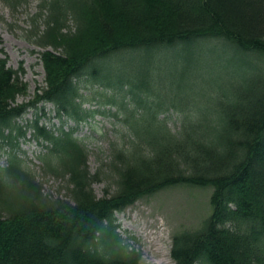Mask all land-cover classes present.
Instances as JSON below:
<instances>
[{"label":"trees","instance_id":"trees-1","mask_svg":"<svg viewBox=\"0 0 264 264\" xmlns=\"http://www.w3.org/2000/svg\"><path fill=\"white\" fill-rule=\"evenodd\" d=\"M44 2V27L34 28L43 48L44 85L36 86L31 100L16 102L28 92L24 70L7 67L0 57V140L13 148L25 133L16 119L40 103H51L59 119L84 121L88 113L77 81L85 70L127 85L99 67L114 55L206 38L264 54V0ZM123 110L129 140L112 148L115 187L102 196L92 187L102 172L90 171L73 129L33 120V137L51 146L44 145L48 150L40 158L49 172L66 177L67 195L50 199L17 151L9 154L0 168V264H140L116 231L114 214L178 185L211 187L210 212L198 227L172 235L173 264H264V68L217 91L205 107L184 110L176 131L158 119L160 112L150 124L138 117L128 121L134 109ZM142 110L153 108L143 104Z\"/></svg>","mask_w":264,"mask_h":264},{"label":"rangeland","instance_id":"rangeland-1","mask_svg":"<svg viewBox=\"0 0 264 264\" xmlns=\"http://www.w3.org/2000/svg\"><path fill=\"white\" fill-rule=\"evenodd\" d=\"M44 5V0H20L18 3L0 0V57L5 58L6 65L12 69L23 67L22 81L28 87L27 95L18 96L17 103L31 100L36 86L44 84V70L39 60V52L43 49L34 37V28L43 29L45 24L47 10ZM99 67L104 73L126 81L127 85L104 82L93 77L89 69L85 70L77 81L82 108L88 113L84 121L79 124L66 118L58 121L48 103L39 104L36 111L29 109L16 120L25 131L15 140L16 147L0 140V168L15 150L22 166L40 183L43 193L50 199H64L67 195L66 177L49 172L40 158L51 146L33 139L29 125L38 117L39 122L51 128L61 125L66 130L74 128V137L86 150L90 171L99 169L102 172L99 180L92 184L95 194L102 196L106 187L110 192L115 187L116 176L108 164L112 148L129 140L123 107L134 109V113L128 111V121L138 117L140 122L150 124L157 123L155 118L160 112L158 119L171 131H176L184 110L205 107L217 91L228 89L231 82L253 72L254 68H264V54L242 52L224 41L206 38L157 50L117 54L101 60ZM134 83H141L146 91L136 88ZM139 99L143 100L142 105L148 104L153 110L141 112L142 105L137 104ZM152 135L150 131L146 136ZM45 144L48 149L44 148ZM210 192L211 187L178 185L140 197L114 215L116 231L127 249L138 253L140 264H173L170 256L172 235L199 226L210 212ZM7 196L12 200L15 197L11 185Z\"/></svg>","mask_w":264,"mask_h":264},{"label":"bare ground","instance_id":"bare-ground-1","mask_svg":"<svg viewBox=\"0 0 264 264\" xmlns=\"http://www.w3.org/2000/svg\"><path fill=\"white\" fill-rule=\"evenodd\" d=\"M130 208H128L127 210H129ZM150 233H148V235H149Z\"/></svg>","mask_w":264,"mask_h":264}]
</instances>
